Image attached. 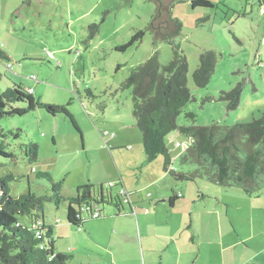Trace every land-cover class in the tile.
Here are the masks:
<instances>
[{
    "label": "rangeland",
    "instance_id": "1",
    "mask_svg": "<svg viewBox=\"0 0 264 264\" xmlns=\"http://www.w3.org/2000/svg\"><path fill=\"white\" fill-rule=\"evenodd\" d=\"M209 1L212 6L193 7L192 0L168 3L174 4L173 17L183 24L178 41L188 59L189 88L195 96L178 123L210 125L219 121L233 125L260 118L264 114L263 1ZM118 3L119 0H0V47L10 57L0 60V91L21 84L33 88L34 96L44 104L26 115L0 119V126L9 132V150L18 156L16 161L0 157V177L17 175L9 181L12 197L29 190L46 193L47 180L37 178L33 171L49 172L62 184L64 196L76 194L77 190L72 192L71 188L92 183L91 179L96 180L93 184L97 187L100 184L97 180L104 179L106 185L117 178L115 162L122 170L130 164L134 168L138 159L131 152L137 149V144L144 151L139 128H126L135 124L132 90H123L120 85L156 48L161 65H167L173 58V48L166 42L155 47L154 37L147 29L156 12L154 2L131 0L128 7L114 11L113 5ZM92 23L100 26L89 39ZM139 30L146 31L141 42L125 51L117 50ZM204 50L216 53L217 65L210 83L199 88L193 72ZM48 51L53 57L48 56ZM239 82L244 84L241 102L229 112L227 102L220 100V96ZM45 105L67 106L82 135L66 114L54 115ZM187 112L194 113V119L187 117ZM105 131L116 135L109 143L102 136ZM187 138L180 132L166 138L170 152L177 156L173 165L182 172L197 168L195 162H183L180 158L185 151L176 141L184 142ZM30 140L39 145L38 160L33 163L23 156L21 147ZM158 162L164 166V157L135 164L129 172L131 177L125 174L123 178L127 191L132 192L131 188L155 177L149 169ZM166 174L165 183L169 185L163 192L171 196L174 189L181 191L184 198L177 200L176 208L169 206L168 212L157 211L163 227L157 228L158 232L171 230L178 245H193V240L194 245H202L201 257L195 264H264V174L261 190L256 194H248L238 186L217 184L206 176L176 181L171 173ZM150 191L156 197L155 187ZM147 194L148 191L135 193L133 199H155ZM160 202L150 203L151 211ZM104 209L114 211L111 206ZM66 214V203L59 206L46 203L47 224L61 219L54 227L56 251L70 255L73 246L70 234L79 228L67 221ZM20 219L31 225L30 216ZM160 242L166 245L161 237H155L153 245ZM131 255L126 253L118 258ZM164 255L166 259L167 253ZM130 258L133 259L132 256L118 259L117 264H134ZM85 262V258H76L71 264ZM164 264H175V260L169 258Z\"/></svg>",
    "mask_w": 264,
    "mask_h": 264
},
{
    "label": "trees",
    "instance_id": "2",
    "mask_svg": "<svg viewBox=\"0 0 264 264\" xmlns=\"http://www.w3.org/2000/svg\"><path fill=\"white\" fill-rule=\"evenodd\" d=\"M157 3L156 12L152 15L148 29L154 37V45L166 42L173 48V58L162 66L156 50L146 61L134 68L120 88L132 90L133 116L135 124L142 133L145 163H151L159 156L164 157V171L169 172L176 181L192 180L207 177L212 182L227 187H241L248 194L259 193L262 187L261 176L264 174V114L251 121H240L227 125L215 121L210 125L192 123L180 124L178 118L186 105L195 100L188 81L189 63L181 48L178 38L183 24L173 17L172 4L161 0ZM192 6H212L209 0H192ZM104 19L102 20V22ZM98 23H92L89 29V39L99 30ZM145 30L137 31L124 45L117 50L125 51L136 42H141ZM9 55L0 47V60H9ZM217 55L213 50H204L199 55V65L193 72V80L197 87H206L215 73ZM120 66V65H119ZM2 75L0 74V81ZM243 83L239 82L229 91H223L220 100L227 102V110L233 111L240 105ZM89 94L92 95L90 89ZM69 105V104H68ZM44 106L34 96L31 89L21 84H14L0 91V119L12 116H23ZM47 110L56 115L66 114L81 133L76 120L65 105H45ZM52 109H49V108ZM187 117L194 119L192 112ZM180 132L187 137H193L194 143L180 155L183 162L192 161L197 165L191 172L178 171L174 164L166 138ZM11 133V132H10ZM8 131L0 126V157L16 161L18 156L9 150ZM19 135L16 134L18 139ZM23 156L29 163L38 160L39 146L30 140L22 144ZM39 179L47 180L46 193L37 194L31 190L19 197L10 195L9 181L17 175L10 173L0 177V264H71L72 254L56 251L54 226L60 222L55 219L53 224H47L45 206L53 202L57 206L66 203L67 221L78 228L90 219H98L104 214L105 206L114 207L118 213L132 212L136 214L139 208L149 212L152 199L135 201L133 192L126 189L122 179L116 182L93 183L78 186L74 196L66 197L62 193V184L57 182L49 172L33 171ZM112 183V184H111ZM184 198L181 191L173 190L167 198L173 207L178 199ZM97 204L102 211L98 218L91 217V212ZM149 205V206H148ZM31 217V225H26L21 216Z\"/></svg>",
    "mask_w": 264,
    "mask_h": 264
},
{
    "label": "crops",
    "instance_id": "3",
    "mask_svg": "<svg viewBox=\"0 0 264 264\" xmlns=\"http://www.w3.org/2000/svg\"><path fill=\"white\" fill-rule=\"evenodd\" d=\"M29 89H31L35 95V90L33 88ZM74 119L76 120L75 117ZM119 126H121V129H125L123 125L120 124ZM126 128L132 129L131 123L128 124ZM173 134H175V132ZM102 136L107 143L116 137L115 134L113 137L112 134L107 136L102 134ZM136 148V150L133 149L131 152L133 153V158L138 159L134 162V168L135 164L136 166L140 165L141 162L143 160L145 162L146 159L145 150L142 151L141 146L139 147L138 144ZM116 150L118 149L116 148ZM172 156L174 160L177 157L173 154ZM115 166L118 169L116 172L117 178L108 182H115L119 179L123 180V178L126 177L125 174L131 177L129 172L134 169L131 167V164L128 168H124L123 170L120 168L118 162H115ZM149 170L152 171L149 173L155 174V177L150 178L137 188H131V191L133 194L148 191L147 195L151 198H155L152 201L156 202L158 200L161 202L155 203L153 211L150 210L146 212L144 208H139L136 214L128 212L127 210L118 213L112 206L114 211H106V209H104L102 217L88 220L83 225V228H79L78 231H74L70 234L73 243L71 248L72 255L74 256L73 261H75L76 258H85L86 262L84 264H102L104 260L107 261L106 264H117L119 261L118 259L127 260L132 256L133 259L130 258V262L134 261V264H164L169 258L174 259L175 264L197 263L202 254V245H194V240L192 241L193 245H178V239H175L176 235L171 232V230L169 231L167 229L165 233L157 231V228H163L161 227V219H158L159 214L157 211H169L170 203L167 198L170 197V193L163 192L167 189L169 184L165 183L167 180V172L164 171V166L161 162L155 163ZM140 171H142V169ZM136 177L138 178V175H136ZM91 181L94 183L96 180L91 179ZM97 181L103 183L104 179ZM78 186L79 185L73 186L70 191L73 192L77 190ZM152 187H155L156 197L154 196V191H150ZM74 195L75 194H71V196ZM173 207L176 208L177 203H175ZM190 211L192 212V210ZM65 217L67 218V214ZM155 237L164 238L166 240V245L161 242L159 245H153ZM129 251L132 252V255ZM126 253L131 256L127 258H118L120 255ZM164 253H167L166 259Z\"/></svg>",
    "mask_w": 264,
    "mask_h": 264
},
{
    "label": "built area",
    "instance_id": "4",
    "mask_svg": "<svg viewBox=\"0 0 264 264\" xmlns=\"http://www.w3.org/2000/svg\"><path fill=\"white\" fill-rule=\"evenodd\" d=\"M48 56L53 57V53L48 51ZM109 134L110 133L108 131H105L103 133L104 136H107ZM113 135L114 134H112V137H113ZM193 143H194V138L193 137H188L187 140L184 141V142L177 141L176 145L181 147L183 149V151H187L191 147V145ZM172 168H174V167H172ZM93 209H94L93 212L90 211L91 217L98 218V217H100L102 215V211H101V209L99 207H97V204H95V207Z\"/></svg>",
    "mask_w": 264,
    "mask_h": 264
},
{
    "label": "water",
    "instance_id": "5",
    "mask_svg": "<svg viewBox=\"0 0 264 264\" xmlns=\"http://www.w3.org/2000/svg\"><path fill=\"white\" fill-rule=\"evenodd\" d=\"M119 1H120V3H118V4H114V5H113V10H114V11H117V10L120 9V8L128 7V6L130 5V2H131V0H119ZM148 1H152V2H154V3L156 4V8H157V3H156V1H154V0H148ZM170 1H171V0H161V2H163V3H165V4H168ZM262 1H263V4H264V0H262ZM147 29H148V28H147ZM49 109H52V108L50 107Z\"/></svg>",
    "mask_w": 264,
    "mask_h": 264
}]
</instances>
